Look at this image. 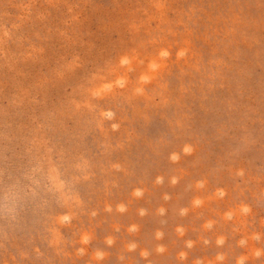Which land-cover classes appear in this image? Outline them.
<instances>
[{
    "label": "rangeland",
    "instance_id": "374dc122",
    "mask_svg": "<svg viewBox=\"0 0 264 264\" xmlns=\"http://www.w3.org/2000/svg\"><path fill=\"white\" fill-rule=\"evenodd\" d=\"M0 264H264V0H0Z\"/></svg>",
    "mask_w": 264,
    "mask_h": 264
}]
</instances>
